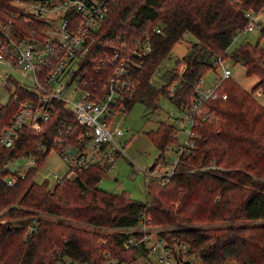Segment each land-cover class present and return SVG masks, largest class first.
I'll list each match as a JSON object with an SVG mask.
<instances>
[{
	"label": "trees",
	"instance_id": "16d2710c",
	"mask_svg": "<svg viewBox=\"0 0 264 264\" xmlns=\"http://www.w3.org/2000/svg\"><path fill=\"white\" fill-rule=\"evenodd\" d=\"M108 10L101 26L103 35L111 40L120 36L131 44L145 31L161 28L158 34H151L152 48L140 59L141 67L135 73L138 86L127 102L128 110L140 101L157 111L160 95L175 105H190L195 85L208 71L216 70L214 61L219 56L239 61L245 75L256 76L257 82L248 91L231 77L223 81L226 98L210 101L215 117L195 127L192 154L181 157L169 182L150 181L144 201L131 198L125 191L101 189L105 164H91L52 187L48 178L41 182L34 179L55 147L58 131L72 129L76 135L81 130L71 111L55 100L51 116L39 129H21L15 148L0 151L1 170L2 163L14 155L45 148L37 154V165L24 170L12 187L0 184V264H104L105 251L125 264H134L147 251L142 246L126 248L123 242L125 231L138 224L143 214L155 224L225 223L159 233L170 244L186 242L197 264H264V105L255 96L256 90L264 96V45L260 44L264 39V0H112ZM248 10L263 12V22H258L260 38L256 43L240 42L230 53L227 49L234 36L248 24ZM0 17L13 18L14 38L19 33L35 32L39 36L44 25L41 18L19 11L12 0H0ZM188 34L194 40L183 57L161 74L159 87L152 84L150 78L159 63ZM101 47L99 44L88 59L89 74L96 79L99 74L93 66ZM180 65H184L182 72ZM173 82L177 85L169 92ZM11 83L13 94L20 99L34 95L14 77ZM17 107L13 99L0 102V131ZM176 131L173 124L163 120L147 131L159 151L157 159L161 160L168 144L176 141ZM35 212L55 216L56 220L35 217ZM66 220L124 230L101 234ZM243 220L253 224H241Z\"/></svg>",
	"mask_w": 264,
	"mask_h": 264
},
{
	"label": "built area",
	"instance_id": "2783aa9c",
	"mask_svg": "<svg viewBox=\"0 0 264 264\" xmlns=\"http://www.w3.org/2000/svg\"><path fill=\"white\" fill-rule=\"evenodd\" d=\"M14 2L16 4L12 3L19 7V11L41 18L44 25L39 36H36L35 32L31 35L19 33V37L14 38L11 35L15 30L13 18L0 17V65L3 67L0 85L12 86L13 76L8 70L17 68L30 75L33 87L29 89L34 92L32 97L22 100L9 89L7 100L13 99L18 107L9 124L0 131V151L15 148L21 129H39L51 116L56 100L63 102L71 111L81 130L76 135H73L72 129L58 131L52 150H57L67 170L64 173H52L53 185L63 177L72 178L91 164H105L107 170L112 169L118 155L123 154L126 147L125 142L121 140L124 131L119 122H115V117L128 110L127 102L138 86L135 73L141 67L140 59L151 50V34H158L160 26L145 31L141 37L132 39L129 44L120 40V36L111 40L103 35L101 23L108 14L112 0ZM245 16L248 24L237 32L234 39L239 34L254 29L258 22H263V12L248 10ZM99 44H102L99 59L93 66V70L99 74L96 79L89 74L88 59ZM175 57V60L181 59L176 54ZM225 60L219 56L214 61L216 70L221 71L210 84L204 83V76L198 80L190 105H175L183 114L173 118L176 121L173 125L177 129L175 137L177 138L178 132L181 131L185 139L178 143L175 149L177 160L170 163L166 161L160 164V168L152 164L144 170L151 178L162 184L169 182L181 157L192 154L197 136L195 127L215 117L210 109V101L226 98L222 84L226 78L231 77V70L225 65ZM180 69L182 72L184 65H180ZM156 73L159 71L152 75L150 82L159 87L155 81ZM175 83H172L169 92L176 87ZM259 95L261 92L256 90L255 96ZM42 150L45 148H37L35 152L26 155H14L3 162L0 184L12 187L18 176L24 174V170L37 165V154ZM12 170L14 173L8 172ZM156 227L157 224L143 214L138 224L125 231L127 237L123 242L124 247L142 246L148 255L150 251L157 252L159 262L180 264L182 260L189 259L194 264L191 249L186 242L170 244L163 237L156 235ZM153 233L155 235H152ZM104 259V264H112L114 259L122 262L109 251H105ZM59 264L87 263L75 261Z\"/></svg>",
	"mask_w": 264,
	"mask_h": 264
},
{
	"label": "rangeland",
	"instance_id": "374dc122",
	"mask_svg": "<svg viewBox=\"0 0 264 264\" xmlns=\"http://www.w3.org/2000/svg\"><path fill=\"white\" fill-rule=\"evenodd\" d=\"M16 1V0H14ZM13 3L16 4V2ZM12 3V4H13ZM19 9V7H17ZM261 25L257 24L254 29L249 30V32L241 33L233 40V42L228 47L227 51L231 53V51L243 41L256 43V41L260 38ZM178 43L174 45V47L169 52V55L163 59L159 66L156 68L159 73L155 74L156 84L160 85V76L161 74L168 68L171 69L175 65V54L178 57H183L186 52V49L189 48V44L194 40L191 34L184 35ZM260 44L264 45V39L260 40ZM225 65L229 67L231 70V78L234 79L233 82H237L241 87L246 90H250L251 87L257 82V77L252 75L250 77L245 75V68L243 65L237 61L236 59L227 58L225 60ZM3 67L0 65V75ZM221 69H217L216 72L214 70L208 71L204 76V83L210 84L212 80L215 78L216 74H219ZM8 73L12 74V76L22 85L27 88L33 87V81L30 75L27 73H23L21 70L17 68H9ZM9 86V88H8ZM9 89L15 90L14 86H10L9 84L6 86L0 85V102L3 103L9 97ZM160 109L157 111H152L146 107L142 102H135L129 110L125 111L123 114H117L115 117V122H119L120 126L124 131V136L121 138L125 142V150L123 154H119L117 157V162L112 169L106 171L105 175L102 176L101 181L99 182V187L101 189H106L108 191H112L114 193H118L121 191H125L131 198L138 199L140 201H144L147 199L148 195L146 194V186L150 181L157 182L155 178H151V175L146 174L144 170H147L153 163H155V167H161L160 164L172 162L173 160H177V155L175 153V149L177 148L178 143H182L185 139L184 133L179 131L176 141L170 142L163 153L162 159H157L159 155V151L155 145L151 142L147 135V131L153 130L157 127L158 123L163 120L168 121L171 124H176L173 118L183 116L182 111L178 109L175 104H173L169 99L160 96L159 98ZM257 100L264 105V96L259 95ZM167 159V160H165ZM67 170L65 167V163H63L61 156L57 152V150H52L46 156L45 160L42 162V166L39 168L38 172L35 174L34 179L37 182H41L43 179L48 178L49 186L52 187L53 179L51 175L53 172L64 173ZM153 179V180H152ZM7 209V208H6ZM5 209V211H7ZM1 214V213H0ZM35 217H45L52 220H56L55 216L35 212ZM67 222L79 224L81 227H85L88 230H94L98 233H119L123 231V228H98L93 227L91 225H85L80 222L66 220ZM241 224L244 225H252L251 221H240ZM225 223H204V224H194L202 227L209 226H222ZM193 225V226H194ZM193 226H189L186 224L183 225H171V224H157L156 227V235H159L160 232H164V230H179L192 228ZM152 235H155L153 233ZM161 236V235H159ZM158 253L151 251L149 255H142L135 260L134 264H172L171 262H159ZM192 257V261L194 264H197L196 257ZM65 260L68 261V257H65ZM226 264H232L225 262ZM112 264H125L124 262H119L114 259Z\"/></svg>",
	"mask_w": 264,
	"mask_h": 264
},
{
	"label": "water",
	"instance_id": "95a60500",
	"mask_svg": "<svg viewBox=\"0 0 264 264\" xmlns=\"http://www.w3.org/2000/svg\"><path fill=\"white\" fill-rule=\"evenodd\" d=\"M180 264H193L189 259H184Z\"/></svg>",
	"mask_w": 264,
	"mask_h": 264
}]
</instances>
